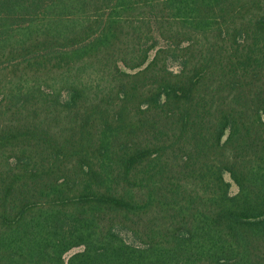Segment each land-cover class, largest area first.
<instances>
[{
    "label": "trees",
    "instance_id": "obj_1",
    "mask_svg": "<svg viewBox=\"0 0 264 264\" xmlns=\"http://www.w3.org/2000/svg\"><path fill=\"white\" fill-rule=\"evenodd\" d=\"M0 264H264V0H0Z\"/></svg>",
    "mask_w": 264,
    "mask_h": 264
},
{
    "label": "rangeland",
    "instance_id": "obj_2",
    "mask_svg": "<svg viewBox=\"0 0 264 264\" xmlns=\"http://www.w3.org/2000/svg\"><path fill=\"white\" fill-rule=\"evenodd\" d=\"M78 251H80V250H74L73 252H71V253L67 256V258H69L73 253H76V252H78Z\"/></svg>",
    "mask_w": 264,
    "mask_h": 264
}]
</instances>
